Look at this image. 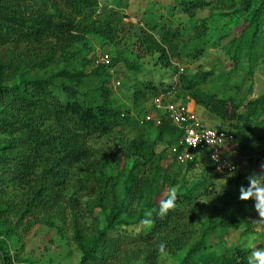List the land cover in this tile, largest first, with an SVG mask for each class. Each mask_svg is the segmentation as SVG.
Listing matches in <instances>:
<instances>
[{
  "label": "trees",
  "instance_id": "obj_1",
  "mask_svg": "<svg viewBox=\"0 0 264 264\" xmlns=\"http://www.w3.org/2000/svg\"><path fill=\"white\" fill-rule=\"evenodd\" d=\"M108 1L0 0V264H36L23 256V240L37 225L74 245L79 264H161L167 258L249 264L252 247L243 241L256 224L245 215L255 201L239 199V188L248 186L244 174L229 177L220 198L216 168L200 170V154L178 163L171 152L183 133L149 105L160 96L165 103L193 101L223 123L220 131L234 135L231 150L260 170L264 93L246 103L244 87L232 88L240 97L228 96L221 84L234 80L245 56L252 80L264 38V0L219 2L223 10L201 20L192 36L171 18L164 25L137 17L133 23L125 13L130 0ZM179 5L194 19L210 3ZM217 16L226 20L213 31L223 32L218 44L229 39L227 51L221 49L229 70L180 73V64H195L218 46L210 43L207 26ZM105 47L109 64L99 62L97 48ZM117 82L129 104L121 101ZM154 114L160 125L147 121ZM101 141L102 148L94 146ZM172 187L177 207L160 216ZM84 188L93 189V197L82 202ZM209 199L210 207L202 203ZM146 218L150 228L142 223Z\"/></svg>",
  "mask_w": 264,
  "mask_h": 264
},
{
  "label": "rangeland",
  "instance_id": "obj_2",
  "mask_svg": "<svg viewBox=\"0 0 264 264\" xmlns=\"http://www.w3.org/2000/svg\"><path fill=\"white\" fill-rule=\"evenodd\" d=\"M210 5L206 9H203L201 11H197L195 14V18H190L187 16L185 13H183L181 7H180V0H130L129 3V8H128V13L125 11L126 14H130L132 17L129 19V21L133 23H137L138 19H142L143 22H149L151 26L155 25L154 22H158L160 25H164L168 22L169 18L174 22L175 27L179 26L181 29H184V32L186 36L190 35L192 36L196 30L201 26V20H204L206 18H210L212 15H216L219 13V11L223 10L222 3L219 2H224L226 3L227 0H207ZM230 1V0H229ZM100 3L102 6H105V4L111 5V2L108 0H100ZM113 8V6H111ZM163 14V16H162ZM135 17V18H134ZM136 17L138 19H136ZM226 23V20L219 18L218 16L214 19L209 20L207 23V26L211 31L208 34V37L210 39L211 44H218L219 38L223 36V32H218L215 33L213 30L214 28H221L222 25ZM199 26V27H198ZM150 30V29H148ZM151 32L154 33L153 30ZM230 32V31H229ZM235 33L238 35L239 30H235ZM229 39L227 41H223L216 48H212L209 53L200 61L196 62L195 64H189L190 62H185L183 64H180V68L183 69H191L193 72L199 71L198 68L201 70H215L218 73H221L223 71L229 70V68H225L224 66L229 60V56L226 55L224 49L221 50L222 48H227L230 47L228 44ZM260 45L257 49L259 59L256 63V71L254 76L252 77V80L247 79L246 73L248 72L250 62L248 61V58L245 56L243 58L242 66L240 72L236 74L234 77V80L229 83H222L221 88H225L222 90L229 89V92H227L228 96H236L240 97L238 92L235 89H232L233 87L240 86L241 90L245 89V92H247L245 101L246 103L248 101H253L255 100L259 95L264 93V38L261 39ZM110 49L108 47H105L104 49L102 48H97V53L99 55V58L104 56L105 54H110ZM166 74V73H165ZM164 81L166 83H171L172 81V76L168 72V75L164 77ZM174 82H177V77L174 78ZM250 86L251 92L248 91V87ZM121 87V86H120ZM118 84H115V90L121 97L122 102H127L124 96L123 90L120 89ZM246 87V88H245ZM232 89V90H231ZM235 95V93H237ZM249 95V96H248ZM163 100L165 99L164 96ZM169 102H172V98L168 99ZM154 102V101H153ZM168 102V103H169ZM188 102H193L191 100H185L184 102L179 101L178 104H188ZM165 103V100H164ZM165 103V104H168ZM150 107H154V103L149 105ZM191 108H193L191 106ZM197 113L196 117L200 121V123L204 126H207L209 128L215 129V130H220L224 129L223 123L209 114L206 110L203 108H196ZM155 110V109H154ZM153 110L151 113H156ZM206 117H203L204 114ZM198 114V115H197ZM203 115V116H202ZM202 120V121H201ZM104 142H96L94 144L95 147L97 148H102ZM112 144V142H110ZM233 145H230L226 147V157L233 163L237 161L239 165V174H244V177L246 178V182L248 185V180L247 177L251 175L253 172L259 173L260 170L256 168L249 167L247 159L243 158L238 152L232 151L231 148ZM241 158V165L239 163V159ZM212 164L208 159V156L204 153L201 156V168L202 167H210ZM218 176L216 177V183L218 184V196L221 198L223 194V189L227 185V180L229 177L231 178H236L234 175L231 174H219L217 172ZM247 187V186H246ZM93 197V189H87L84 188L83 191L80 192V198L82 202L87 201L88 199ZM202 203H205L210 207L214 201L211 199L209 200H204ZM206 205V206H207ZM211 212H205V214L202 215V218L199 220V223L197 224V228H200L201 225L204 223V221L210 216ZM245 220H251L255 225V234L253 235H248L244 241L246 242V246H251L259 249L261 247L262 242H264V237H259L261 236L262 233H264V217H260L258 215V212L255 209V204H250L248 206V212L245 215ZM239 234L236 233L232 237L228 239V244L229 245H234L237 243L239 239ZM70 238V234L68 235ZM24 249H23V256H29L32 258L33 261L36 262V264H79L80 260V255L78 250L74 245L66 246L60 239V235L55 231L50 229L48 226H42V225H37L33 231L24 237ZM165 259V258H164ZM170 259H166L165 263L162 260L161 264H177L175 261H170Z\"/></svg>",
  "mask_w": 264,
  "mask_h": 264
},
{
  "label": "built area",
  "instance_id": "obj_3",
  "mask_svg": "<svg viewBox=\"0 0 264 264\" xmlns=\"http://www.w3.org/2000/svg\"><path fill=\"white\" fill-rule=\"evenodd\" d=\"M99 62L109 64L110 58L104 55ZM179 70L180 73L184 71L180 67ZM117 84L120 85L119 82ZM154 107L156 113L166 115L170 122L183 133L180 146L174 147L171 152L178 163L191 162L197 155L205 153L219 174L239 173L236 164L225 155L226 147L235 143L233 134L202 125L195 111L188 104H165L163 97H158L154 100ZM150 120L156 121L157 125L161 124V118L156 114L147 118V121Z\"/></svg>",
  "mask_w": 264,
  "mask_h": 264
},
{
  "label": "clouds",
  "instance_id": "obj_4",
  "mask_svg": "<svg viewBox=\"0 0 264 264\" xmlns=\"http://www.w3.org/2000/svg\"><path fill=\"white\" fill-rule=\"evenodd\" d=\"M248 186L243 185L239 188V199L241 201H248L250 199L255 201V209L260 217H264V163L260 164V172H253L247 177ZM177 189L172 187L169 189L167 199L160 202L158 214L165 216L170 210H174L177 207ZM150 215V214H149ZM142 223L146 227H151L153 221L151 219H144ZM246 246V245H245ZM160 251L163 252L165 245L159 246ZM249 264H264V247L256 249L253 245L251 256L249 258Z\"/></svg>",
  "mask_w": 264,
  "mask_h": 264
},
{
  "label": "crops",
  "instance_id": "obj_5",
  "mask_svg": "<svg viewBox=\"0 0 264 264\" xmlns=\"http://www.w3.org/2000/svg\"><path fill=\"white\" fill-rule=\"evenodd\" d=\"M188 105L191 107H193L192 109L195 111V113H197V107H196V105H195V103L194 102H188ZM198 115V114H197ZM205 115H207L206 113L204 114V116L203 117H206ZM202 121V120H201Z\"/></svg>",
  "mask_w": 264,
  "mask_h": 264
}]
</instances>
